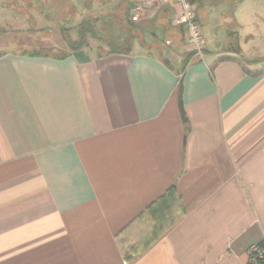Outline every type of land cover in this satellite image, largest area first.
Masks as SVG:
<instances>
[{
  "label": "crops",
  "instance_id": "0c3cea01",
  "mask_svg": "<svg viewBox=\"0 0 264 264\" xmlns=\"http://www.w3.org/2000/svg\"><path fill=\"white\" fill-rule=\"evenodd\" d=\"M227 1L230 43L201 57L179 34L164 55L0 53V264H249L264 242V0Z\"/></svg>",
  "mask_w": 264,
  "mask_h": 264
},
{
  "label": "rangeland",
  "instance_id": "374dc122",
  "mask_svg": "<svg viewBox=\"0 0 264 264\" xmlns=\"http://www.w3.org/2000/svg\"><path fill=\"white\" fill-rule=\"evenodd\" d=\"M121 4L117 9L124 7L127 0H78L75 5L78 14L70 0H0V53L12 52H33L41 50L51 55H59L69 52V43L79 38V26L83 25L87 19H94L105 14V6ZM68 6L69 13L60 8L59 13L53 8L56 4ZM123 2V4H122ZM103 3V4H102ZM105 4V6H104ZM233 6L229 1L224 0L219 3L200 1L198 6L199 23L202 29L204 47L210 49H224L228 42L224 21L231 19ZM118 11V10H117ZM110 12H114L110 8ZM152 12L147 16L152 17ZM99 22L98 33L101 34L105 28L107 19L103 16ZM120 20V15L117 17ZM104 27V28H103ZM105 30V29H104ZM102 31V32H101ZM119 31V30H118ZM134 33L138 37L136 45L143 38H148L147 34L135 29ZM160 37L164 38L161 29H157ZM88 46L85 50L97 53L99 46H102L98 39L87 36ZM234 47V44H231Z\"/></svg>",
  "mask_w": 264,
  "mask_h": 264
},
{
  "label": "trees",
  "instance_id": "16d2710c",
  "mask_svg": "<svg viewBox=\"0 0 264 264\" xmlns=\"http://www.w3.org/2000/svg\"><path fill=\"white\" fill-rule=\"evenodd\" d=\"M73 4L75 10V14H78V10L76 5L70 0ZM121 4V1L116 2L115 4L105 6V14L100 15L107 19L104 23L105 30L101 34L98 33L99 22L103 19L100 16L92 19H87L85 23L79 26L78 36L79 38L75 41H71L69 43V49L73 51H77L82 49L84 46H88L87 36L91 35V37L98 39L102 46H99L97 54L98 55H108L113 53L119 54H129L134 51L136 47V39L138 37L134 33L135 29L141 30L147 34L148 38H143L140 40L139 45L142 48L153 50L156 49L158 53L164 55L165 50L168 49L171 43V38L180 35L181 40H186L187 31L186 27L182 24L173 25L171 23V11L168 6H161L157 15L153 18H144L139 21H133L130 16V3L128 1L124 2V7L121 9H117V7ZM123 4V2H122ZM55 12L58 14L60 8H62L66 13L69 12L68 6L58 5L57 2L53 7ZM110 8H113L114 12H110ZM118 10V11H117ZM120 15V20L117 21L116 16ZM161 29L164 33V38L160 37L157 33V29ZM119 30V31H118ZM170 40L167 43V40ZM24 54L29 53L32 56H40V55H48L47 53H42L41 50H36L33 52H23ZM190 57L193 56L189 54ZM61 56H66V53ZM168 61L167 58H165ZM183 119H186L185 113L183 111ZM175 196V189L171 188L165 195L161 196L155 203L149 206L144 212H152L156 209L162 208L164 205H167L171 199ZM165 207V206H164ZM264 243V242H261Z\"/></svg>",
  "mask_w": 264,
  "mask_h": 264
},
{
  "label": "built area",
  "instance_id": "2783aa9c",
  "mask_svg": "<svg viewBox=\"0 0 264 264\" xmlns=\"http://www.w3.org/2000/svg\"><path fill=\"white\" fill-rule=\"evenodd\" d=\"M130 3V16L133 21L146 18L155 6H174L177 9L175 21L186 27L187 51L194 57L204 54V39L198 21L199 0H127ZM169 43V40L166 41ZM249 264H264V243H254L249 247Z\"/></svg>",
  "mask_w": 264,
  "mask_h": 264
}]
</instances>
